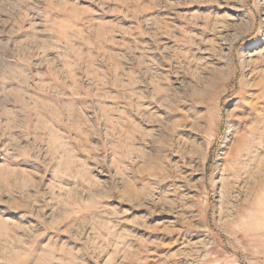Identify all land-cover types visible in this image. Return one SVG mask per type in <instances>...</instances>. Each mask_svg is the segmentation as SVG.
Segmentation results:
<instances>
[{"label":"rangeland","instance_id":"obj_1","mask_svg":"<svg viewBox=\"0 0 264 264\" xmlns=\"http://www.w3.org/2000/svg\"><path fill=\"white\" fill-rule=\"evenodd\" d=\"M263 220L264 0H0V264H264Z\"/></svg>","mask_w":264,"mask_h":264},{"label":"bare ground","instance_id":"obj_2","mask_svg":"<svg viewBox=\"0 0 264 264\" xmlns=\"http://www.w3.org/2000/svg\"><path fill=\"white\" fill-rule=\"evenodd\" d=\"M249 152H251V151H249ZM240 153H242V152H240ZM239 153V154H240ZM250 154V153H249ZM237 155V154H236ZM239 156V155H238ZM251 156H252V153H251ZM258 156V155H257ZM247 157H249V156H247ZM247 157H245V158H247ZM242 158V157H241ZM244 158V157H243ZM238 159V158H237ZM251 159V158H250ZM231 160H233V159H231ZM246 160H248V159H246ZM252 160V159H251ZM237 161V160H236ZM244 161V160H243ZM250 161V160H249ZM253 161V160H252ZM231 162V161H230ZM246 162V161H245ZM235 163V162H234ZM257 163H259V162H257ZM244 164V163H243ZM260 164V163H259ZM234 165V164H233ZM245 166H248L247 164L245 165ZM251 166V165H250ZM258 166V165H257ZM233 168V167H232ZM236 169V168H235ZM246 169V168H245ZM257 169V168H256ZM256 171V170H255ZM258 172V171H257ZM235 173V172H234ZM233 173V174H234ZM239 173V172H238ZM228 174V173H227ZM229 174H232L231 172L229 173ZM249 174V173H248ZM231 176V175H230ZM234 176V175H233ZM234 178V177H233ZM226 186V185H225ZM219 187H222V185L221 186H219ZM220 189H223V188H220ZM224 190V189H223ZM219 191H221V190H219ZM257 201V200H256ZM244 215H247V214H244ZM262 215V214H261ZM245 217H247V216H245ZM264 221V220H263ZM259 222V221H258ZM259 228V227H258ZM254 229V228H253Z\"/></svg>","mask_w":264,"mask_h":264}]
</instances>
